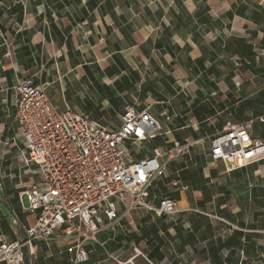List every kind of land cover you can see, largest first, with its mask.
Instances as JSON below:
<instances>
[{"label":"crops","instance_id":"0c3cea01","mask_svg":"<svg viewBox=\"0 0 264 264\" xmlns=\"http://www.w3.org/2000/svg\"><path fill=\"white\" fill-rule=\"evenodd\" d=\"M252 43L264 49V0H0V241L22 240L37 217L24 199L38 173L20 161L19 81L107 129L125 103L148 109L164 132L150 153L264 116V55L254 60ZM251 136L264 141V123ZM198 155L191 147L149 191L154 206L172 196L174 214L120 211L101 246L85 243L86 264H264V162L226 172ZM68 246L55 232L25 249L29 264H70Z\"/></svg>","mask_w":264,"mask_h":264},{"label":"built area","instance_id":"2783aa9c","mask_svg":"<svg viewBox=\"0 0 264 264\" xmlns=\"http://www.w3.org/2000/svg\"><path fill=\"white\" fill-rule=\"evenodd\" d=\"M251 47L258 61L264 49L256 43ZM13 89L25 152L20 161L33 164L38 173L24 199L26 209L37 212V217L22 240L0 241V263L24 264L23 249L32 241L47 243L60 232L69 244L65 252L71 256L70 264H86L93 248L86 249L85 243L101 246L96 236L105 228L104 221L116 223L120 211L143 209L159 216L177 211L172 196H163L152 205L147 201L149 191L167 165L197 142L166 140V149L155 147L146 153V142L164 135L160 122L146 108L125 103L120 125L107 129L85 115L58 112L31 78L19 81ZM162 118L169 120L166 112ZM255 121L264 123V116L227 123L214 134L208 143L211 160L226 172L264 162V141L251 136ZM170 185L186 189L178 180Z\"/></svg>","mask_w":264,"mask_h":264},{"label":"rangeland","instance_id":"374dc122","mask_svg":"<svg viewBox=\"0 0 264 264\" xmlns=\"http://www.w3.org/2000/svg\"><path fill=\"white\" fill-rule=\"evenodd\" d=\"M58 112H61L60 110H57ZM157 140H159V139H157ZM192 148H193V150L197 153V154H199L198 156L199 157H201V159L203 160V163H209L210 162V159H209V157H208V141H203V142H197V144H194L193 146H192ZM177 162V160L176 161H174L173 162V164L174 163H176ZM172 170L173 169H167L165 172H163V176H162V180H164V183H165V181L167 182L168 180H169V177H170V172H172ZM167 179V180H166ZM155 185H156V187H155V189H157V187L159 186V184L158 183H155ZM171 189V187L170 186H168L167 187V189ZM160 189V188H159ZM162 193H164V192H162ZM135 211H137L138 213H140V212H144V211H140L139 209H137V210H135ZM134 212V211H133ZM112 225H114V224H112ZM111 225V227H113ZM128 227H131L130 225H128L127 226V228ZM33 243H35V241H32V244ZM98 252V251H97ZM31 264V263H30Z\"/></svg>","mask_w":264,"mask_h":264},{"label":"water","instance_id":"95a60500","mask_svg":"<svg viewBox=\"0 0 264 264\" xmlns=\"http://www.w3.org/2000/svg\"><path fill=\"white\" fill-rule=\"evenodd\" d=\"M23 256H24V264H29V261L26 255V249H23Z\"/></svg>","mask_w":264,"mask_h":264},{"label":"trees","instance_id":"16d2710c","mask_svg":"<svg viewBox=\"0 0 264 264\" xmlns=\"http://www.w3.org/2000/svg\"><path fill=\"white\" fill-rule=\"evenodd\" d=\"M251 57H252V54H251Z\"/></svg>","mask_w":264,"mask_h":264}]
</instances>
